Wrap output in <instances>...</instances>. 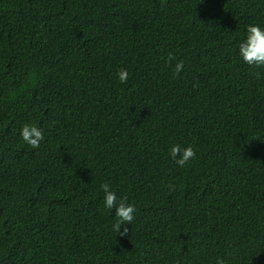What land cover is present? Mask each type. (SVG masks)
Segmentation results:
<instances>
[{
  "label": "trees",
  "instance_id": "1",
  "mask_svg": "<svg viewBox=\"0 0 264 264\" xmlns=\"http://www.w3.org/2000/svg\"><path fill=\"white\" fill-rule=\"evenodd\" d=\"M249 24L264 0H0V264H264ZM102 183L136 209L126 237Z\"/></svg>",
  "mask_w": 264,
  "mask_h": 264
},
{
  "label": "clouds",
  "instance_id": "2",
  "mask_svg": "<svg viewBox=\"0 0 264 264\" xmlns=\"http://www.w3.org/2000/svg\"><path fill=\"white\" fill-rule=\"evenodd\" d=\"M238 51L239 57L247 65L264 67V29L258 25L249 24L246 27V38L239 44ZM173 61H176V57L169 53L165 63L172 65ZM183 69L184 62L182 60L176 61L173 68L174 75H179ZM116 77L120 83H126L128 72L120 69L117 71ZM19 134L21 139L33 149L39 148L44 139L43 131L36 125H24ZM169 155L178 166L183 167L195 156V151L190 145L185 147L181 144H174L169 149ZM100 188L104 193V208L115 211L116 222L112 225V230L118 233L120 237L128 236L129 228L126 225L133 222L135 207L127 203L126 197L122 196L118 199L108 183H102ZM216 264H225V261L217 257Z\"/></svg>",
  "mask_w": 264,
  "mask_h": 264
}]
</instances>
